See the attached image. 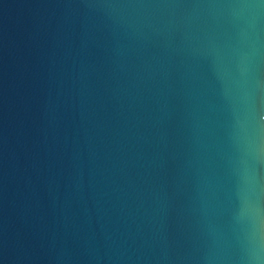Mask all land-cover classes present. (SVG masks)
<instances>
[{"label": "water", "instance_id": "95a60500", "mask_svg": "<svg viewBox=\"0 0 264 264\" xmlns=\"http://www.w3.org/2000/svg\"><path fill=\"white\" fill-rule=\"evenodd\" d=\"M0 264H264V0H0Z\"/></svg>", "mask_w": 264, "mask_h": 264}]
</instances>
